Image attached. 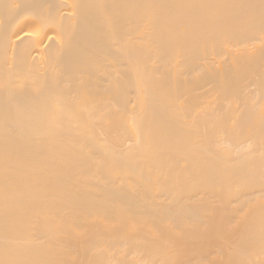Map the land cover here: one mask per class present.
<instances>
[{
	"label": "bare ground",
	"instance_id": "obj_1",
	"mask_svg": "<svg viewBox=\"0 0 264 264\" xmlns=\"http://www.w3.org/2000/svg\"><path fill=\"white\" fill-rule=\"evenodd\" d=\"M0 264H264V0H0Z\"/></svg>",
	"mask_w": 264,
	"mask_h": 264
}]
</instances>
